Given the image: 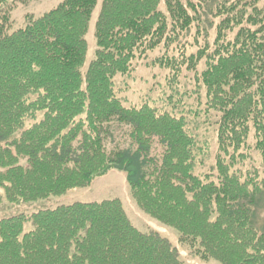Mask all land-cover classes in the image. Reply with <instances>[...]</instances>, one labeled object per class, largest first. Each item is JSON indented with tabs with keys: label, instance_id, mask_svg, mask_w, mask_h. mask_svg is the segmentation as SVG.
I'll return each instance as SVG.
<instances>
[{
	"label": "trees",
	"instance_id": "16d2710c",
	"mask_svg": "<svg viewBox=\"0 0 264 264\" xmlns=\"http://www.w3.org/2000/svg\"><path fill=\"white\" fill-rule=\"evenodd\" d=\"M10 1L34 0H0V189L6 201L62 196L116 170L125 174L138 208L175 230L195 257L264 264V0H165V12L161 0H101L95 57L86 68L85 37L99 0H63L7 33ZM206 14L220 19L214 50L204 46L187 65L193 70L203 63L200 112L215 117L218 152L212 172L201 178L194 159L202 149L185 119L146 103L125 106L114 80L128 75L145 52L167 49L171 35L200 25ZM172 59L155 63L172 72L168 85L176 83L180 65ZM113 126L128 128V147L107 151ZM155 141L159 157L152 155ZM250 150L260 171L244 169ZM0 264L182 262L168 240L138 231L120 201L108 200L0 219Z\"/></svg>",
	"mask_w": 264,
	"mask_h": 264
},
{
	"label": "rangeland",
	"instance_id": "374dc122",
	"mask_svg": "<svg viewBox=\"0 0 264 264\" xmlns=\"http://www.w3.org/2000/svg\"><path fill=\"white\" fill-rule=\"evenodd\" d=\"M62 1L34 0L26 5L10 1L8 6L10 7L11 25L7 33L22 29L25 26V17L27 15L38 18L57 7ZM164 1L161 0L159 6V9L163 12H165ZM181 1L185 2L186 0ZM100 6L101 0L98 1L92 14L88 33L85 37L87 44L85 68L95 57L94 25ZM209 6H214V2ZM207 18L208 20L205 21ZM219 22L220 19L218 18L212 19L208 14L204 15L200 25L191 26L188 32H184L176 38L171 35L172 43L167 49L159 46L153 51L145 52L143 56L137 57L133 61L132 69L128 75L118 76L114 80V93L122 100L125 106H138L146 103L158 112H170L176 118L182 117L185 119L189 133L195 136L198 140V145L202 149L201 153H196V158L194 159V175L201 178L212 172L215 155L218 152L216 126L214 125L215 117L214 113L210 112V119L207 120L200 112L205 106L204 90L198 81L203 63H200L193 70H188L187 65L189 57L204 46L208 47L210 52L214 50L215 46L213 43L216 39V27ZM234 33L235 31L233 34H228L226 41L232 39ZM159 57L173 58V63L180 64L178 65L176 83L168 85L167 80L169 78L172 79V72L155 64L156 59ZM197 111L198 116H193V112ZM112 130V137L105 142L107 151L115 148H125L130 145L127 127L113 126ZM252 134L249 137L250 145L254 144ZM160 153L161 148L155 141L152 147V155L159 157ZM248 159V164L245 165L244 169L250 170L252 168L254 171L257 169L260 171V159L257 153L250 150ZM256 174L246 173L244 177H255ZM0 194L2 195L0 200V219L18 215H31L42 210H52L74 203H100L108 200H119L131 224L142 233L155 232L168 240L171 246L177 250L182 264H220L215 260L204 261L195 257L189 252L188 248L179 243V235L175 230L157 222L142 212L132 198L130 188L126 183L125 174L116 170H110L104 176L95 178L87 188L73 189L62 196L50 197L47 200L14 205L6 201L2 189H0ZM261 217L264 221V209ZM31 229L32 225L30 223L25 226L26 231Z\"/></svg>",
	"mask_w": 264,
	"mask_h": 264
}]
</instances>
